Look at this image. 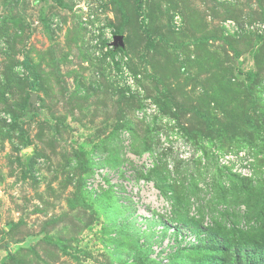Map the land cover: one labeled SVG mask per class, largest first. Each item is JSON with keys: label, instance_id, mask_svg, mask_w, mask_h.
<instances>
[{"label": "rangeland", "instance_id": "374dc122", "mask_svg": "<svg viewBox=\"0 0 264 264\" xmlns=\"http://www.w3.org/2000/svg\"><path fill=\"white\" fill-rule=\"evenodd\" d=\"M170 221L175 262L264 264V0H0V264H153Z\"/></svg>", "mask_w": 264, "mask_h": 264}, {"label": "built area", "instance_id": "2783aa9c", "mask_svg": "<svg viewBox=\"0 0 264 264\" xmlns=\"http://www.w3.org/2000/svg\"><path fill=\"white\" fill-rule=\"evenodd\" d=\"M122 136L126 139V135ZM96 160H99V157H96ZM139 160L144 162V166H149L152 162V157L150 154L146 153L139 157ZM105 174V169L100 163L95 165L92 174H90L85 180V190L92 195H97L105 190H109L120 200H123L124 196L130 192L131 185L129 181L124 178H118L117 176L106 178ZM132 188L134 194H139L141 196L143 195L145 197H141L139 200V205H137V211L139 210L138 215L140 216L142 222H145L146 218L152 216L150 214L143 213L146 202L148 201L160 207L164 206L168 215H170V205L168 204L167 200H164L163 196L154 187L151 180L141 179ZM156 207L157 206H155V208ZM245 222L246 221H241L237 224H233L232 222L227 221L225 223L227 226L233 228H243L244 225L247 226ZM157 223L159 225H157V229H153V233L158 239H160L159 241L157 240L150 244L149 257L152 260L161 262L162 264H167L169 262V257L177 250V248L189 247L198 243L197 236L179 225L177 222L170 221L168 225L164 222ZM203 223L204 226L207 227L210 223L209 217L206 216L205 222ZM142 230H147V227L142 228Z\"/></svg>", "mask_w": 264, "mask_h": 264}, {"label": "trees", "instance_id": "16d2710c", "mask_svg": "<svg viewBox=\"0 0 264 264\" xmlns=\"http://www.w3.org/2000/svg\"><path fill=\"white\" fill-rule=\"evenodd\" d=\"M206 228V227H205ZM231 229H234V228H231ZM234 232H237L235 229H234ZM193 233V232H192ZM195 234V233H194ZM203 234V236H204V232L202 233ZM196 235V234H195ZM197 236V235H196ZM141 242V241H140ZM241 243H243V242H241ZM144 248H145V250H143V255H144V257L147 259V261L148 262H151V263H153V264H162L161 262H157V261H155V260H152L150 257H149V252H150V244L149 243H147V242H141L140 243ZM244 244V243H243ZM199 245H200V243L198 242L196 245H193V246H189V247H179V248H177V250L174 252V253H172V255L169 257V262L167 263V264H182V263H180V262H175L174 261V255L176 254V253H179L180 251H182V250H185V249H189V248H197V247H199ZM233 252L236 254V260H238L239 259V257H243V255L244 256H246L245 254H242L241 252H240V250L238 249V248H235L234 250H233ZM248 255V254H247Z\"/></svg>", "mask_w": 264, "mask_h": 264}]
</instances>
